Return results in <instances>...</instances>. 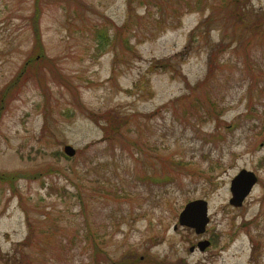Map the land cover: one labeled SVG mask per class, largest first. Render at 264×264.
<instances>
[{"label":"rangeland","instance_id":"374dc122","mask_svg":"<svg viewBox=\"0 0 264 264\" xmlns=\"http://www.w3.org/2000/svg\"><path fill=\"white\" fill-rule=\"evenodd\" d=\"M225 1L0 0V91L39 36L61 78L1 108L0 264H264V0L238 27ZM194 199L200 234L179 222Z\"/></svg>","mask_w":264,"mask_h":264},{"label":"trees","instance_id":"16d2710c","mask_svg":"<svg viewBox=\"0 0 264 264\" xmlns=\"http://www.w3.org/2000/svg\"><path fill=\"white\" fill-rule=\"evenodd\" d=\"M138 4H146L147 0H137ZM149 1V0H148ZM246 1V3L248 4V0H244ZM242 1L241 0H227L225 1V5L223 7L226 8L227 10L224 11L226 18L233 20L232 26L233 27H238V23H241V21H243V13L242 10H244V7L242 5ZM163 5L157 4V8H159L160 10L163 9ZM242 17V18H241ZM218 19V16H217ZM211 20H214V16H211ZM245 21V20H244ZM257 25V23L255 24ZM120 34V33H118ZM120 37V36H119ZM194 37V36H193ZM95 40L97 41V51L99 52H103L108 44V42L110 40H113V34H111L110 30H108L107 28H99L94 35ZM124 41H126L128 43V41H130L129 37H123ZM116 40V39H115ZM41 38L40 36L38 37V41L37 44H35V47L39 48L38 52L36 55L31 56V58L29 59L30 62H27L24 67L21 69V71L16 75V77H14L12 79L11 82H9V84H5V86L2 88V90L0 91V112H1V108L3 106H5L4 104H6L8 102L9 96L11 97L12 94H15L16 91L21 88L23 82H21L22 80H24V83L26 81V79L28 77L31 76H36L38 77V81L39 83H41V85H45V74H47L48 72H52V75H54L55 78L59 79L60 75L57 74L55 68L52 65L47 64V62L50 63V59H46L45 54L42 52L44 51L42 43L40 42ZM61 79V78H60ZM209 104L211 106H213L214 108L216 107L215 100H213L212 98L208 99ZM57 153L64 155L65 157L69 158L70 156H68L67 154H65V151H57ZM166 173L164 176H158V175H152V180H157V182H167L170 181V176L167 177ZM15 174H12L11 176H14ZM96 238V237H94Z\"/></svg>","mask_w":264,"mask_h":264},{"label":"water","instance_id":"95a60500","mask_svg":"<svg viewBox=\"0 0 264 264\" xmlns=\"http://www.w3.org/2000/svg\"><path fill=\"white\" fill-rule=\"evenodd\" d=\"M67 154L74 155L76 150L72 145L65 147ZM258 181V176L252 170L242 169L231 183L230 203L234 206H241L245 198L251 193L253 185ZM209 203L206 199H195L188 202L182 209L179 222L183 226L191 227L196 233L206 231L207 224L210 221ZM210 244L209 240H203L198 243V247L202 250ZM194 249V247H192Z\"/></svg>","mask_w":264,"mask_h":264}]
</instances>
